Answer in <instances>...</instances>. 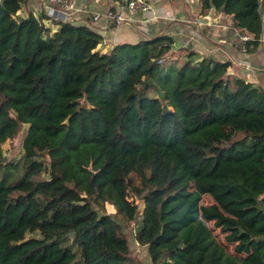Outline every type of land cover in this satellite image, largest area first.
Returning <instances> with one entry per match:
<instances>
[{
  "label": "trees",
  "instance_id": "1",
  "mask_svg": "<svg viewBox=\"0 0 264 264\" xmlns=\"http://www.w3.org/2000/svg\"><path fill=\"white\" fill-rule=\"evenodd\" d=\"M25 2L0 0V264H137L105 210L134 221L131 194L151 264H264V88L170 35L103 49ZM201 5L258 45L260 0Z\"/></svg>",
  "mask_w": 264,
  "mask_h": 264
},
{
  "label": "crops",
  "instance_id": "2",
  "mask_svg": "<svg viewBox=\"0 0 264 264\" xmlns=\"http://www.w3.org/2000/svg\"><path fill=\"white\" fill-rule=\"evenodd\" d=\"M125 0H76V10L70 21L85 24L105 36L110 45L135 42L154 35L173 37V47L192 48L201 55L229 61L227 71L264 88V0H260L262 18L258 45L245 50L232 30L229 14L214 8L202 9L201 0H153L146 10L131 15V21L117 24L104 17L94 19L95 13L114 8ZM46 0H26L20 14L32 11L38 15ZM48 23V19H43ZM200 21H203L200 23Z\"/></svg>",
  "mask_w": 264,
  "mask_h": 264
},
{
  "label": "rangeland",
  "instance_id": "3",
  "mask_svg": "<svg viewBox=\"0 0 264 264\" xmlns=\"http://www.w3.org/2000/svg\"><path fill=\"white\" fill-rule=\"evenodd\" d=\"M153 4V0L149 1ZM99 47H102L103 49H107L110 47V42L107 45H99ZM26 125H23L20 130L18 131V133L16 134V136L6 139L3 143H2V148H3V153L6 157H13V158H17L20 156L21 152H22V148H21V140H22V136H23V132L25 130ZM45 175V174H44ZM131 179L132 182L135 184L139 183V179L138 176L135 173L131 174ZM131 199H133L137 205H138V214L136 216V219L134 221H125L123 219H121V217L119 215H117L115 213V208L112 204L105 202V210L108 213L114 214V217L116 218V220L121 224L122 227V231L127 235L128 240H129V246H130V255L133 258V260L137 263V264H151V261L149 259V256L147 254L146 251V247L144 245L139 244L135 238H134V231L137 228V226H139L141 224V220H142V208H143V201L142 199H139L137 197H135L133 194H131L130 196ZM209 201H211V197L208 194H204L202 197V202L204 203H208ZM211 225V222H210ZM214 233L216 235V237L224 242V237L223 234L219 231L218 228H214ZM37 232H30L27 235H37ZM226 246L231 249V246L226 244Z\"/></svg>",
  "mask_w": 264,
  "mask_h": 264
},
{
  "label": "built area",
  "instance_id": "4",
  "mask_svg": "<svg viewBox=\"0 0 264 264\" xmlns=\"http://www.w3.org/2000/svg\"><path fill=\"white\" fill-rule=\"evenodd\" d=\"M76 0H46L44 4L45 14L54 19L69 20L76 10ZM149 8L147 0H125L118 3L114 8L107 9L101 13H95L94 19L104 17L107 20L113 21L117 24L127 23L131 21V15L138 10H146ZM203 21H200V23ZM232 30L238 40L240 46L245 50V41L249 38L247 33L239 31L232 26ZM109 43L105 36H102L99 45H107Z\"/></svg>",
  "mask_w": 264,
  "mask_h": 264
}]
</instances>
